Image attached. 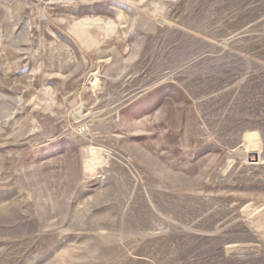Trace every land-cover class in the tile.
I'll return each mask as SVG.
<instances>
[{
    "label": "rangeland",
    "instance_id": "rangeland-1",
    "mask_svg": "<svg viewBox=\"0 0 264 264\" xmlns=\"http://www.w3.org/2000/svg\"><path fill=\"white\" fill-rule=\"evenodd\" d=\"M0 264H264V0H0Z\"/></svg>",
    "mask_w": 264,
    "mask_h": 264
},
{
    "label": "bare ground",
    "instance_id": "bare-ground-1",
    "mask_svg": "<svg viewBox=\"0 0 264 264\" xmlns=\"http://www.w3.org/2000/svg\"><path fill=\"white\" fill-rule=\"evenodd\" d=\"M64 2H72L74 0H62ZM116 16L118 19L121 20V22H119L120 25H122V15L121 13L117 12ZM97 27L100 31V33L102 34V38L105 37L108 33H113L118 27L116 24H114L112 21H107V22H103L99 19H84L78 22H75L72 25V31L78 35L79 37H81L84 41V43L88 46H99L101 44V41H97L96 39H94V37L90 36L87 33V28L88 27ZM104 39V38H103ZM103 43V42H102ZM95 156V155H94ZM98 158V157H96ZM91 163V162H90ZM249 209V208H248ZM258 209V208H257ZM250 210V209H249ZM245 211V210H244ZM258 211V210H257ZM256 212V211H255ZM261 212V211H260ZM255 215V214H254ZM257 215V214H256ZM253 217V216H251ZM258 219V218H257ZM253 220V219H252ZM251 224V223H250ZM259 225V224H258ZM254 226V225H253ZM259 227V226H258Z\"/></svg>",
    "mask_w": 264,
    "mask_h": 264
}]
</instances>
